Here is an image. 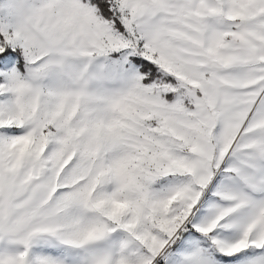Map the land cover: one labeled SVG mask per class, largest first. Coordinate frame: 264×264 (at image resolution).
<instances>
[{"label": "snow or ice", "instance_id": "snow-or-ice-1", "mask_svg": "<svg viewBox=\"0 0 264 264\" xmlns=\"http://www.w3.org/2000/svg\"><path fill=\"white\" fill-rule=\"evenodd\" d=\"M0 264H264V0H0Z\"/></svg>", "mask_w": 264, "mask_h": 264}]
</instances>
